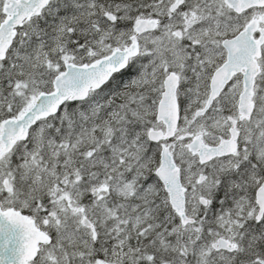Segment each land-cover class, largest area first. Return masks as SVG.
<instances>
[{
    "label": "snow or ice",
    "instance_id": "6c2138e0",
    "mask_svg": "<svg viewBox=\"0 0 264 264\" xmlns=\"http://www.w3.org/2000/svg\"><path fill=\"white\" fill-rule=\"evenodd\" d=\"M0 264H264V0H0Z\"/></svg>",
    "mask_w": 264,
    "mask_h": 264
}]
</instances>
